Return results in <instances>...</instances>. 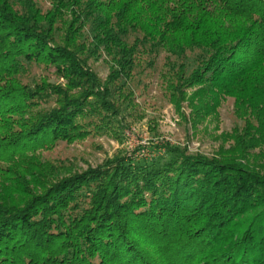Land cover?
<instances>
[{
    "label": "trees",
    "instance_id": "trees-1",
    "mask_svg": "<svg viewBox=\"0 0 264 264\" xmlns=\"http://www.w3.org/2000/svg\"><path fill=\"white\" fill-rule=\"evenodd\" d=\"M45 1L0 0V264H264V173L237 158L264 147V0ZM160 52L177 111L188 89L197 120L232 100L236 152L166 147L83 172L38 158L115 134L127 83ZM33 65L62 83L24 82Z\"/></svg>",
    "mask_w": 264,
    "mask_h": 264
},
{
    "label": "rangeland",
    "instance_id": "rangeland-1",
    "mask_svg": "<svg viewBox=\"0 0 264 264\" xmlns=\"http://www.w3.org/2000/svg\"><path fill=\"white\" fill-rule=\"evenodd\" d=\"M35 1L42 10L49 7L48 1ZM166 57L160 52L151 68L142 65L127 83L130 102L120 106L118 117L113 120L115 134L87 137L72 143L59 141L49 150H37L38 158L42 162L63 165L71 172H83L117 156L136 163H150L162 157L166 147L179 149L186 155L210 158L236 152L231 137L242 123L234 115L232 100H222L214 112L197 120L191 106L193 88L185 91L184 101L177 111L164 93L162 76L167 69ZM88 66L101 82L107 78L109 70L103 59L90 61ZM40 77L53 85L62 83L50 71L45 72L36 65L29 68L23 81L31 82ZM242 156L248 166L264 173V147L250 149L244 154L241 151L237 158ZM0 166H4L3 163Z\"/></svg>",
    "mask_w": 264,
    "mask_h": 264
}]
</instances>
